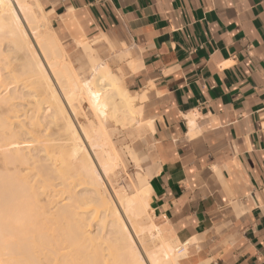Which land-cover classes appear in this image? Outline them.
Here are the masks:
<instances>
[{"label":"crops","instance_id":"obj_1","mask_svg":"<svg viewBox=\"0 0 264 264\" xmlns=\"http://www.w3.org/2000/svg\"><path fill=\"white\" fill-rule=\"evenodd\" d=\"M40 2L63 40L117 34L133 51L150 213L185 264H264V0Z\"/></svg>","mask_w":264,"mask_h":264},{"label":"bare ground","instance_id":"obj_2","mask_svg":"<svg viewBox=\"0 0 264 264\" xmlns=\"http://www.w3.org/2000/svg\"><path fill=\"white\" fill-rule=\"evenodd\" d=\"M15 1L75 116L79 118L73 105L79 89L97 119L95 131L92 123L86 127L110 146L111 132L132 127L142 110L85 37L77 33L74 38L90 65L79 79L56 33L41 30L48 17L38 0L32 6ZM30 38L12 1L0 0V264H143L122 214L136 228L150 210V188L133 196L121 193L117 206ZM127 67L139 69L134 62ZM119 72L123 75L125 68ZM86 129L90 139L94 133ZM103 152L101 165L110 171L117 151L110 146ZM173 248L163 243L148 253L150 262L146 259L180 264Z\"/></svg>","mask_w":264,"mask_h":264},{"label":"rangeland","instance_id":"obj_3","mask_svg":"<svg viewBox=\"0 0 264 264\" xmlns=\"http://www.w3.org/2000/svg\"><path fill=\"white\" fill-rule=\"evenodd\" d=\"M11 1L13 3L14 7L16 8L18 14L20 15V18L23 22V25H24L29 37H31L30 39L33 42V45H34L37 53L39 54V56L43 60L45 66L47 68V71L49 72V75L51 76V79L53 80L55 85H56V83L58 85L57 80L54 79L55 77L50 72L51 69L49 70L48 65L45 62L44 55L42 56L43 53L40 52L41 50L38 49L39 47L36 45L34 35H31L32 33L29 30L30 28L27 27V25L25 24L26 23L25 20L22 18V14H20V12H19L20 11L19 6H18V8L16 6L18 4L16 3L15 0H11ZM25 1L30 6L34 5V3H35V0H25ZM38 2L40 3L43 11L45 12L44 7H43L42 3L40 2V0H38ZM47 17H48V15H47ZM41 30H45V31L51 30L52 32L56 33L52 27V24H51L49 17H48L47 24L41 23ZM58 39H59L60 43L62 44L63 49L67 53L68 60L71 61V64L74 67L76 73L78 75H80L79 79L86 77L88 72H89L90 65H89L87 57L84 54L83 49L81 48L82 46L77 45L78 43H75L73 41L63 40L60 36H58ZM94 41H97L101 46H98L97 45L98 43L95 44ZM88 42L92 46L94 52H96L95 54H97L100 57V59L102 60L101 63L106 64L107 66L111 67V69H113L112 71L117 76V79H118L119 83L121 84L122 88L134 98L136 108L142 110L141 111V117L139 119L138 118L135 119L134 125L132 127L129 128V126H128V127L120 129L119 134L118 133L115 134V133L111 132L112 136H111L110 146L115 147L119 160L117 159L116 161L113 162V165H112V168L110 171H106V169H104V167L102 166L103 164L101 163L100 160H101V157L104 155L103 151L110 146L109 145L103 146L102 144H104V142L102 141L101 138L98 137L97 133L96 132L94 133L92 131V129L89 130L90 127L92 128V125H93V129L96 127L95 125L97 123V119L94 117L93 113L91 112V110L89 108V104L85 99L84 91H82V90L79 91V89H75L76 96L73 99V105L75 106V108L79 112V118H78V116H75L73 109L69 106L65 96L63 94H61V92L59 91L58 88H60V86L56 85L57 90L59 92V95H61L60 98H62L61 101L63 104H65L64 106H65L66 111L69 113V115L73 119V122L76 120L75 121L76 123L75 122L74 123L77 126L81 137L83 138L82 140H83V143H85L84 146H85L86 150L89 152V154L92 157V161L94 162V165L96 167V171H97L98 175L101 176L103 183L105 182L104 183L105 187L111 193L112 197H114V200L117 204L118 200L116 198H118L119 196H122V195L133 196V194L136 193L137 191H143L145 188H150L149 183H148V174L145 171V168H146V165L148 164L149 156L151 154V149L153 147L152 137H153L154 130L152 129V127H150L151 123L153 124V122L148 120L147 115L145 114L143 103L146 101V98H147L146 95L143 94L141 96V94H139V93L130 92L129 87L127 85L132 73L135 72V71L133 72L131 69H129V67H126V66H128V64L130 62L135 63V61H132L134 54H133V51L131 50V48L129 46H127L123 42V40H121V37L117 34H103L100 37L90 39ZM101 42H102V44H101ZM109 42H111L112 45L107 44ZM108 45L111 47L110 49H109ZM113 45H114V47L112 48ZM114 48H115V50H114ZM116 49H118V50L126 49V50L125 51L123 50L124 52H122L120 50V52H119L118 50L116 51ZM111 50L114 51L115 53L116 52L117 53L115 55H113L114 53ZM120 57H122V60H120ZM115 59H117V61ZM122 67H124V68L126 67V71L123 74L124 76L121 75L122 73L120 74V72H119ZM123 80H124L125 85L123 84ZM142 97H144V99H142ZM91 123H92V125H91ZM89 125H90V127H89ZM111 125L114 127L113 124H111ZM86 126H88L89 129ZM84 128H87L86 130L91 131L92 134L94 133L95 138L93 137L94 135L91 136V138H94V139H91V138L88 139L87 137H85ZM131 128H133V129H131ZM140 128H142V130ZM95 129H94V131H95ZM138 129H140V132ZM126 132H128V133H126ZM137 132H139V134ZM130 133H131V136H130ZM90 140H92L94 142V144H92ZM88 142H90L92 144L91 145L92 147L90 146V148H89L90 144ZM95 142H97V143L95 144ZM97 144L99 146L101 145V147H99ZM94 145L95 146L97 145V146L95 147ZM103 147H105V148H103ZM93 148L95 149V151H93L94 150ZM131 152L134 153V155ZM98 153H99V155H98ZM98 162H100V164ZM110 183H112V184H110ZM120 191H122V192H120ZM121 193H122V195H121ZM117 206L120 208L119 203L117 204ZM120 212L124 213V211L122 209H120ZM122 216H123L125 223L128 226L130 235H132L131 238H133V240H134L133 241L134 246L136 247L139 254H141L140 257L143 261V264H150V263H148V260L150 262V259L147 256L148 253H154L155 250L159 251V249L163 243L164 244H168V243L171 244L172 243V247H174L173 253H174L175 257H177L182 264H185L187 261H189V259H190L189 251L186 250L183 254H179L177 252L178 248L180 247L179 242L175 243L173 241L174 240L173 236L169 233V231L164 226L160 225L153 218V216L150 213V210H148L147 213H145L143 215V218H142L143 221H141L140 224H137L136 228H134L132 226V223H130L131 220L129 219L128 214L124 213V214H122ZM153 224L155 226H157V229L159 230L160 233H158V231L153 230V228L155 229V227H153ZM151 228H152V230H151Z\"/></svg>","mask_w":264,"mask_h":264},{"label":"built area","instance_id":"obj_4","mask_svg":"<svg viewBox=\"0 0 264 264\" xmlns=\"http://www.w3.org/2000/svg\"><path fill=\"white\" fill-rule=\"evenodd\" d=\"M183 251H184V248H183V247H179L178 250H177V252H178L179 254H183V253H182Z\"/></svg>","mask_w":264,"mask_h":264}]
</instances>
